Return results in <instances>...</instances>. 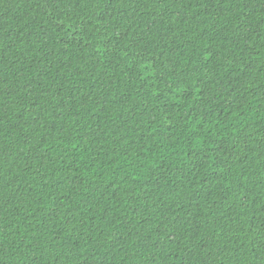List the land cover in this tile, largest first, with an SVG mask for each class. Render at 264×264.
Returning <instances> with one entry per match:
<instances>
[{"label": "trees", "instance_id": "1", "mask_svg": "<svg viewBox=\"0 0 264 264\" xmlns=\"http://www.w3.org/2000/svg\"><path fill=\"white\" fill-rule=\"evenodd\" d=\"M0 264H264V0H0Z\"/></svg>", "mask_w": 264, "mask_h": 264}]
</instances>
